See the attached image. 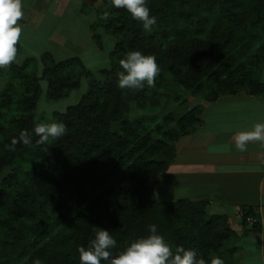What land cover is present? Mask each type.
Wrapping results in <instances>:
<instances>
[{
    "label": "trees",
    "instance_id": "1",
    "mask_svg": "<svg viewBox=\"0 0 264 264\" xmlns=\"http://www.w3.org/2000/svg\"><path fill=\"white\" fill-rule=\"evenodd\" d=\"M147 6L157 17L150 33L110 0L94 12L95 43L103 47L102 31L118 38L109 54L112 68L104 89L93 86L54 116L53 122L67 127L59 139L37 144L32 110L42 95L40 80L47 81L52 98H62L66 89L78 87L70 80L83 59L57 60L44 51L7 68L13 81L0 90V173L6 167L11 171L0 186V264H33L37 258L42 264H80L78 249L90 245L96 228L107 229L116 240L115 256L150 235V225L173 251L195 249L207 264L215 255L237 264L225 261L221 250L224 240L237 236L227 216L211 214L206 201L160 203L154 192L176 158L177 141L203 124L204 106L171 116L172 127L129 119L131 97L118 87L117 71L122 55L140 51L179 72V82L194 94L214 85L210 102L240 93L264 96V0H147ZM81 10H87L84 4ZM258 39L261 46L252 52ZM17 85L23 88L18 99ZM152 98L143 95L141 105ZM14 103L18 118L6 126L3 111H12ZM22 131L31 134L32 144L21 142L9 150ZM37 158L54 162V169L21 170V163Z\"/></svg>",
    "mask_w": 264,
    "mask_h": 264
},
{
    "label": "rangeland",
    "instance_id": "2",
    "mask_svg": "<svg viewBox=\"0 0 264 264\" xmlns=\"http://www.w3.org/2000/svg\"><path fill=\"white\" fill-rule=\"evenodd\" d=\"M28 1L30 2V0ZM53 1L57 3V8ZM53 1L47 0L46 4L48 5L42 4L41 7L31 10V15L30 17L28 16L26 20L29 29H26V37H21L18 49H20V51L22 49L26 52V54H22L23 56L28 55L39 58L45 50L44 46L46 45L47 49L54 54L57 60L72 56H80L84 64L75 69L71 75L70 82L77 83L78 87L66 89L65 91L67 94L62 98H52L48 92L47 81L45 79L40 80L42 95L36 107L32 110L37 123H52L57 113H64L68 106L77 104L88 94L93 86L98 84L101 88H105L108 76L106 71L112 68L109 54L118 41L117 37L108 35L109 33L101 30L103 34V47L100 48L92 37L90 24L95 17L94 12L102 7L104 0ZM83 4L84 8L87 9L86 11L81 10ZM46 9L49 12H47ZM34 29L36 30V34L33 33ZM261 43L262 41L260 39L253 42L252 52L255 51L257 46L260 47ZM127 54L128 53H126L125 56L122 55L120 59H124ZM18 58L20 59H17L15 62L21 63L24 57L20 55ZM159 66L161 72L155 80L154 87H148L145 84L143 90L123 89V91L131 97L129 111L125 114L126 117L129 119L145 120L151 125L157 123L163 127L167 125L172 127L175 126V119L171 121V116L175 118L182 117L185 113L199 105L204 106L205 110V105L207 106L211 101L215 91L214 85L208 86L202 94H194L192 90L186 89L179 82L176 75L179 72L163 68L160 64ZM42 67V65L39 66L38 75H41ZM121 71H123V69L119 68L117 75ZM10 81H13V78L9 74V70L0 69V90L4 89ZM17 86L19 87L15 97L16 99L21 96L23 91L20 85ZM104 92L105 90H103L101 94L104 95ZM143 95H148L153 98L145 105H141ZM229 97L230 96H226L225 100ZM221 105L223 107L224 117H230L241 113L239 109H232L226 104ZM10 109L12 111H3L4 117L2 118L6 126H9L10 122L18 118L16 116L19 115V111L16 110L17 104L14 103ZM221 115L220 112L214 113V115L206 114L204 117H206L208 122L211 117H221ZM118 125L119 124H117V126ZM159 136L158 133L154 134V137ZM28 160L29 161L21 163V170H30L32 168L46 170L54 169V162L52 161L45 162L40 158ZM10 171L11 168L6 167L0 173V186L3 177ZM154 192L157 201L164 204L174 203L187 194L180 187H168L167 183H165L162 178L156 185ZM223 245L224 247L221 248V250L224 254L223 257L226 258L225 261H236L239 254L237 241L231 238L224 240ZM211 257L212 255L210 258Z\"/></svg>",
    "mask_w": 264,
    "mask_h": 264
},
{
    "label": "crops",
    "instance_id": "3",
    "mask_svg": "<svg viewBox=\"0 0 264 264\" xmlns=\"http://www.w3.org/2000/svg\"><path fill=\"white\" fill-rule=\"evenodd\" d=\"M46 2L23 0L22 36L26 37V29H29L26 20L31 10ZM33 33L36 34L35 29ZM44 47V51H49L46 45ZM22 54L26 52L18 49V57H32ZM263 77L264 64V80ZM226 96L230 97L225 100ZM221 104L239 109L241 113L224 117ZM218 111L221 117H211L207 122L204 116L220 113ZM201 118L203 124L195 132L177 141L176 158L162 180L170 188H182L187 194L181 198L206 201L211 214L227 216L237 235V264H264V148L259 142L249 143L245 152L235 148V136L239 132L251 131L254 124L264 122V96L246 93L221 96L205 105ZM248 217L257 222L248 221Z\"/></svg>",
    "mask_w": 264,
    "mask_h": 264
},
{
    "label": "clouds",
    "instance_id": "4",
    "mask_svg": "<svg viewBox=\"0 0 264 264\" xmlns=\"http://www.w3.org/2000/svg\"><path fill=\"white\" fill-rule=\"evenodd\" d=\"M111 6L117 9H127L133 19L139 21L146 32H152L157 24V17L151 15L147 0H110ZM23 0H0V69H7L17 60L18 45L23 34L25 18ZM107 18V13L104 14ZM123 71L118 73V87L121 89L143 90L155 86V80L161 72L154 55H145L140 51L129 52L120 60ZM39 137L37 144H46L50 138L59 139L67 132L62 122L38 123L34 127ZM26 146L32 144L31 134L20 133L19 139L13 138L9 150L15 151L18 143ZM259 142L264 148V122L253 125L251 131H242L235 136V148L240 152L247 151L249 143ZM150 235L142 237L130 244L123 252L113 256L111 249L116 246V240L104 228H96L95 238L90 245L78 249L80 264H207L198 257L195 249L177 247L173 251L164 237L157 233L156 225L149 226ZM33 264H42L40 259ZM210 264H225L218 256L211 258Z\"/></svg>",
    "mask_w": 264,
    "mask_h": 264
},
{
    "label": "built area",
    "instance_id": "5",
    "mask_svg": "<svg viewBox=\"0 0 264 264\" xmlns=\"http://www.w3.org/2000/svg\"><path fill=\"white\" fill-rule=\"evenodd\" d=\"M247 220L252 222V223L257 222V220L255 218H253V217H248Z\"/></svg>",
    "mask_w": 264,
    "mask_h": 264
}]
</instances>
